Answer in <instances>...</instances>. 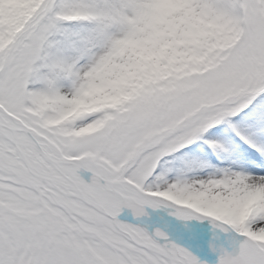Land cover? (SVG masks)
I'll list each match as a JSON object with an SVG mask.
<instances>
[{
	"label": "snow or ice",
	"instance_id": "obj_1",
	"mask_svg": "<svg viewBox=\"0 0 264 264\" xmlns=\"http://www.w3.org/2000/svg\"><path fill=\"white\" fill-rule=\"evenodd\" d=\"M0 264H264V0H0Z\"/></svg>",
	"mask_w": 264,
	"mask_h": 264
}]
</instances>
